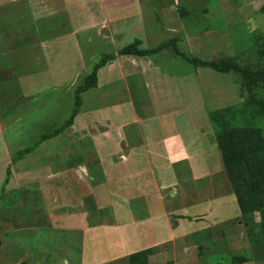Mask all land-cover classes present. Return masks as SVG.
Instances as JSON below:
<instances>
[{"label":"rangeland","instance_id":"374dc122","mask_svg":"<svg viewBox=\"0 0 264 264\" xmlns=\"http://www.w3.org/2000/svg\"><path fill=\"white\" fill-rule=\"evenodd\" d=\"M263 6L264 0H0V264H94L79 258L85 249L81 237L66 230L68 208L53 203L49 212L46 188L40 191L32 181L48 180L52 167L59 177L89 151L97 154V138L112 132L121 115L131 114L130 121L146 115L141 122L157 128L151 120L170 111L186 121L201 119L196 124L206 129V148L215 141L225 167L221 192L236 199L211 211L200 206L191 225L198 229L179 236L174 246L152 249L147 264H264V208L243 217L236 188L237 183L239 192H247L245 180H251L253 170L264 182L261 164L251 161L264 152V74L246 79L241 71L222 72L203 62L231 60L253 72L264 68ZM171 39L179 52L169 43L160 57L118 54L136 40L150 49ZM108 54L117 55L106 67L115 76L100 80V68L97 85L79 93L94 65ZM115 78L124 81L121 89ZM229 106L244 112L229 126L216 127L211 112ZM76 109L73 125L64 128ZM233 140L239 142L237 151L231 149ZM40 166L45 168L39 172ZM183 182L197 189L190 180ZM167 197L174 206L194 203L181 195L180 201ZM45 208L55 217L63 213L60 222L49 221ZM86 214L94 223H113L110 211L100 216L88 209ZM132 234L131 245L137 247ZM114 239L103 236L104 253L115 250L109 243ZM134 247L116 263L130 264ZM98 248L88 246V251Z\"/></svg>","mask_w":264,"mask_h":264},{"label":"crops","instance_id":"0c3cea01","mask_svg":"<svg viewBox=\"0 0 264 264\" xmlns=\"http://www.w3.org/2000/svg\"><path fill=\"white\" fill-rule=\"evenodd\" d=\"M154 54L160 57L163 53ZM154 54L128 56L146 58ZM115 58L111 61L116 62ZM107 65L109 63L100 69V80L102 77L104 81L106 74L109 78L115 76L114 70H110L111 68L107 70ZM140 77L141 81H144L142 78L144 75ZM113 81L119 83L121 89L124 81L121 78H115ZM129 82L132 83L131 80ZM145 85L147 90L149 84L145 82ZM133 104L135 107V103ZM109 108L111 107L107 109ZM98 110L97 108L96 112ZM170 112L151 120L157 128L150 127L148 122H141L146 115L139 114L138 118L133 115L135 119L132 121L129 120L131 114L129 117L121 115V121L117 123V120L114 123L113 133L103 132L104 138H97L99 140L96 142L97 154L89 151L79 162L73 161L69 168L60 170L59 172L63 174L59 177L54 175L57 171L52 167L49 179L42 181L45 184L40 181L41 179L32 181L40 191L46 188L44 195L49 200V203L45 201L49 204H46L49 212L53 209L51 205L53 203L58 205V208H68L64 217L68 223L66 225L64 222V225L66 228L70 227L66 229L67 231L81 237V246L84 245L85 250L79 258L87 260L86 263L91 261L94 264L109 262L117 264L119 259L125 257L122 254L129 251L126 248L135 246L131 245L134 231L138 241L137 247H134L135 252L167 245L174 246L179 236H186L190 233L189 230L198 229L193 228L192 220L199 218L197 211L200 206L211 211L217 206H226L230 200L235 201V196L221 192V187L225 185L222 179L225 167L221 155L216 151L215 141L206 148V141L203 140L207 134H203L206 129L202 130L196 124L201 122V119L193 116L186 121L181 114ZM214 136L213 134L212 138ZM105 137L110 141L108 145ZM50 138L46 139L45 143L42 142L41 146L47 144ZM51 165H48L49 169ZM43 166L39 167V172L45 168ZM94 167L100 172L101 177L96 176ZM186 179L195 184L197 189L192 185L185 186L183 181ZM69 181L73 184L70 185ZM200 185L204 187L200 188ZM26 187L28 186L24 189ZM167 194L179 198V201L181 195L194 203L174 206L167 203ZM201 201L204 202L203 205ZM106 208L110 209L105 210ZM88 209L97 211L100 216L110 211L113 223L92 222L86 214ZM47 210L45 208L44 211ZM49 212H46L49 221L55 224L60 222L58 220L63 213L55 217ZM107 233L116 236V241H119L116 246L112 244L116 242L115 239L109 241L111 246L116 247L109 255L101 248V240ZM92 245L98 246L99 251H96L97 249L88 251V246ZM116 256L118 258H115Z\"/></svg>","mask_w":264,"mask_h":264},{"label":"trees","instance_id":"16d2710c","mask_svg":"<svg viewBox=\"0 0 264 264\" xmlns=\"http://www.w3.org/2000/svg\"><path fill=\"white\" fill-rule=\"evenodd\" d=\"M264 10V6H263ZM169 43H172L175 45L176 50L179 52L180 50L177 48L175 40L171 39L169 42H163L162 45L156 47V48H150V49H142L140 48L141 41L136 40L124 47H122L118 54H129V55H137V56H145L149 54H154L162 50L163 48L167 47ZM165 46V47H164ZM162 47V48H161ZM117 55L116 54H108L105 55L99 62H97L94 65V68L92 72L87 76L86 80L84 83H82L78 87V92L80 93L81 91L88 90L92 87H95L98 82V71L100 68L105 66L110 60L114 59ZM185 56V55H184ZM194 61V60H193ZM196 61V60H195ZM205 65L208 66H213L217 70L222 71V72H227L230 70H236V71H241L245 75L246 79H255L259 80L261 76L264 74V68H261L257 72H253L248 66H241L238 64L236 61H231V60H221V61H211V60H204L203 61ZM202 62V63H203ZM79 97V95H78ZM78 101V99H77ZM78 103V102H77ZM81 103V100L79 101ZM241 111L243 113L244 111L241 109H238L237 107L234 106H229V107H224L218 110H214L210 114V119L213 122V124L216 127L222 126L225 124L226 126H229L230 119L234 118L238 112ZM79 113V109H76L75 112L70 116V118L64 123V128L69 127L73 125L74 119L76 115ZM244 119H246L245 115H243ZM247 121V119H246ZM60 130H57L56 133H58ZM53 132V134H56ZM51 136V135H50ZM230 136H233L232 133H230ZM237 143L233 140V144H231V149L233 151H237ZM20 152H25V150H22ZM16 155V154H15ZM257 158H253L251 161H254L257 165H260L263 169L264 172V152H258L257 153ZM236 159V158H235ZM234 159V160H235ZM225 163L228 168V170L231 172L233 171V164L230 160V157L227 156L225 157ZM240 163V160H239ZM253 167L251 166V170ZM246 169H243L239 171V174L245 173ZM255 171H251L249 174L250 179H246L245 184L247 186V192L246 193H241L239 192V185L236 183V188L238 190V202L240 204L241 210L243 217L249 213H252L254 211H262L264 208V182H260V180L255 178ZM259 177L261 176V173H258ZM258 177V178H259ZM152 249H146V250H140L132 253L129 257V263L130 264H147L148 262V253Z\"/></svg>","mask_w":264,"mask_h":264}]
</instances>
